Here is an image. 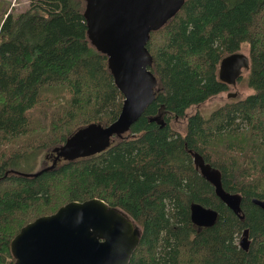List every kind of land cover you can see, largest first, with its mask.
<instances>
[{
	"label": "trees",
	"instance_id": "trees-1",
	"mask_svg": "<svg viewBox=\"0 0 264 264\" xmlns=\"http://www.w3.org/2000/svg\"><path fill=\"white\" fill-rule=\"evenodd\" d=\"M84 9L85 0H32L0 18V264H14L10 243L25 224L93 197L141 228L128 264H264V209L252 200L264 199V0H185L150 33L156 95L130 129L99 153L35 170L43 153L81 126L114 121L122 107ZM243 46L250 69L240 79L251 91L176 129L173 117L230 87L219 65ZM190 149L241 194L244 218L216 195ZM193 201L218 211L214 225L192 222Z\"/></svg>",
	"mask_w": 264,
	"mask_h": 264
},
{
	"label": "water",
	"instance_id": "water-1",
	"mask_svg": "<svg viewBox=\"0 0 264 264\" xmlns=\"http://www.w3.org/2000/svg\"><path fill=\"white\" fill-rule=\"evenodd\" d=\"M185 0H85L84 17L92 44L108 57V67L124 99L117 118L104 124L91 122L79 127L53 150L58 159H77L105 150L113 136L130 129L154 100L158 78L150 69L153 57L146 44L150 33L159 29L183 6ZM250 68L246 53L224 56L219 78L236 84L243 69ZM235 96L236 93L229 92ZM156 119V117H153ZM194 164L215 189L216 195L237 215L242 196L227 191L221 171L204 156L190 149ZM253 202L264 209V199ZM218 211L199 202L190 203L194 224L212 226ZM141 237V228L123 209L93 197L72 200L51 214L25 224L10 243L14 264H128ZM248 229L240 246L249 248Z\"/></svg>",
	"mask_w": 264,
	"mask_h": 264
},
{
	"label": "rangeland",
	"instance_id": "rangeland-1",
	"mask_svg": "<svg viewBox=\"0 0 264 264\" xmlns=\"http://www.w3.org/2000/svg\"><path fill=\"white\" fill-rule=\"evenodd\" d=\"M32 0H2V8H3V13L7 11L14 13L15 15L19 14L20 12L26 11L31 4ZM6 16V15H5ZM239 52H243L248 54V47L247 46H243V48H241L239 50ZM248 71L246 69L243 70V74L242 76L247 75ZM251 91V89L249 88V86L247 85L246 79H239V81L237 82V84L232 85L230 84V87L226 90V91H222L218 94H215L211 97H209L208 99H206L205 101L201 102L200 104H194L191 105L190 107H188L186 109V114L184 116H178V117H173L172 118V123L174 124L175 128L178 130L183 131L184 126L187 122V118L188 116L196 113L197 111L208 115L209 113H211V111L216 108L217 106H219L220 104L226 102L227 100L230 99H236V98H241L244 97L245 95H247L249 92ZM229 92H233V93H237L236 96L234 97H230V95H228ZM61 160H63L62 158H60ZM60 159H58L57 161H60ZM54 163V154L53 151L49 154H42L41 160L38 162L37 164V169H39L42 166L45 165H50ZM241 240V237H240Z\"/></svg>",
	"mask_w": 264,
	"mask_h": 264
},
{
	"label": "flooded vegetation",
	"instance_id": "flooded-vegetation-1",
	"mask_svg": "<svg viewBox=\"0 0 264 264\" xmlns=\"http://www.w3.org/2000/svg\"><path fill=\"white\" fill-rule=\"evenodd\" d=\"M1 4H2V0H0V18H1V16L4 14L2 11H3V8H2V6H1Z\"/></svg>",
	"mask_w": 264,
	"mask_h": 264
}]
</instances>
